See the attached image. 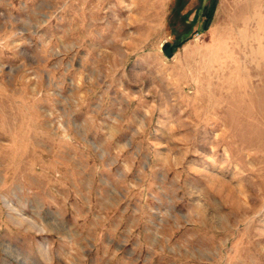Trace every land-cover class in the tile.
<instances>
[{
	"label": "rangeland",
	"instance_id": "rangeland-1",
	"mask_svg": "<svg viewBox=\"0 0 264 264\" xmlns=\"http://www.w3.org/2000/svg\"><path fill=\"white\" fill-rule=\"evenodd\" d=\"M211 1L0 0V264H264V0Z\"/></svg>",
	"mask_w": 264,
	"mask_h": 264
},
{
	"label": "trees",
	"instance_id": "trees-1",
	"mask_svg": "<svg viewBox=\"0 0 264 264\" xmlns=\"http://www.w3.org/2000/svg\"><path fill=\"white\" fill-rule=\"evenodd\" d=\"M217 3L218 1L217 0H212L210 4L206 5L205 8H204V17H205V22H204V30H208L211 26V23L213 21V18H214V14H215V11H216V7H217ZM185 41H182L178 44H175L173 46H171L169 49H170V52L173 53L174 50L180 46H182V44H184Z\"/></svg>",
	"mask_w": 264,
	"mask_h": 264
},
{
	"label": "water",
	"instance_id": "water-1",
	"mask_svg": "<svg viewBox=\"0 0 264 264\" xmlns=\"http://www.w3.org/2000/svg\"><path fill=\"white\" fill-rule=\"evenodd\" d=\"M168 48H169V45H165V46H164V52H165L166 54H167L166 51H167Z\"/></svg>",
	"mask_w": 264,
	"mask_h": 264
}]
</instances>
